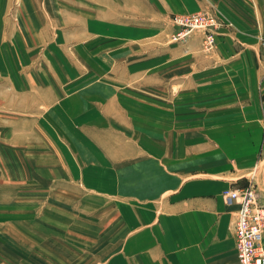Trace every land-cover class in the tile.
Instances as JSON below:
<instances>
[{"label": "crops", "instance_id": "crops-1", "mask_svg": "<svg viewBox=\"0 0 264 264\" xmlns=\"http://www.w3.org/2000/svg\"><path fill=\"white\" fill-rule=\"evenodd\" d=\"M113 1L122 6L119 14L126 13V4L136 5L131 12L144 19L120 16L123 25H138L129 37L137 40L121 45L137 48L126 47L124 54L132 57L120 63L126 71L123 84L134 90L118 97L100 94L98 101L104 99L106 108L87 109L92 113L74 119H85L76 130L87 141L81 145L89 155L68 145L70 159L62 143L50 142L57 150V167L47 169L42 182L60 177L58 196L82 197L83 189L88 191L95 200L91 218L99 223L106 217L109 231L115 224L121 229L123 264H237L232 233L237 204L226 203L221 191L251 179L264 203V47L259 39L264 36V0H218L233 30L221 29L212 55H201L196 36L182 48L151 45L152 57L145 56L147 37L137 38L147 35L145 21L184 8L185 0H168L170 7H155V0ZM97 2L100 12H91L80 28L114 38L110 21L117 20L111 17L118 10L111 0ZM34 5V0H0V83L3 74L16 70L19 39L50 37L48 20ZM12 7L15 21L8 13ZM118 53L111 51V57ZM59 113L62 133L71 118ZM261 241L264 248V228ZM9 244L19 246L12 236ZM8 259L18 264L14 253Z\"/></svg>", "mask_w": 264, "mask_h": 264}, {"label": "rangeland", "instance_id": "rangeland-1", "mask_svg": "<svg viewBox=\"0 0 264 264\" xmlns=\"http://www.w3.org/2000/svg\"><path fill=\"white\" fill-rule=\"evenodd\" d=\"M111 1L114 11L118 10L111 17L117 20L110 21V26L114 28H110V32L116 33L114 38L109 35L105 37L100 31L97 33L98 30L91 35L80 28L85 26V18L91 12H100L102 4L97 0H34L35 12L43 14L48 20L50 37L19 39L22 46H18L16 53V70L12 71V75H2L6 79L0 83L1 264H16L8 259L13 253L18 264H123L121 229L115 224L109 231L111 227L107 229L106 217H100L99 223L96 217L91 218L95 200L88 195V191L83 189L82 197L58 196L56 186L60 177L51 176L48 184L42 182L47 169L51 171L57 167L54 157L57 150L50 142L62 143L70 159L73 154L68 145L79 155L81 151L89 155L81 145L85 139L76 130L79 121L85 119H74L92 113L87 109L106 108L104 99L98 101L100 94L114 92L118 97L125 95V90H134L133 85L123 84L122 77L126 71L120 63L132 57L124 54L126 47L137 48L121 45L128 39L137 40L129 37L138 25H123L120 16L127 15L126 18L133 21L144 19H141L142 14L131 12V9L137 8L136 5L130 8V4L121 0L122 4H126L127 11L119 14L121 4ZM167 1L155 0V7H170ZM191 1V8L190 1L185 0L182 9L162 11L157 13L156 19L147 18V35L143 32L142 36L137 37H147L145 56L152 57L151 45L182 48L187 39L196 36L200 38L201 55L210 56L215 51V38L221 29L228 32L233 30V23L224 19L220 11L218 0ZM14 10L15 7H12L8 11L13 21L16 20ZM192 13H203L212 18L208 21H215L214 45L207 52L201 49L202 31L197 30L181 41L171 40V35L177 30L178 15ZM98 26L102 27L100 24ZM159 37H162V41ZM259 39L264 47L263 34ZM129 43L137 46L136 42ZM113 50L119 52L114 58L111 57ZM52 85L60 90L59 97L53 94ZM86 89H90V92ZM59 110L66 111L65 116L71 118L66 119L62 133L58 129ZM44 129L47 134H44ZM47 159H50L47 162L49 165L43 163ZM70 184L73 188L74 184ZM247 184L256 189L260 199L261 191L251 179L240 187ZM43 190L46 194H43ZM54 190L57 192L55 195ZM59 192L63 194L64 190L59 189ZM5 222L14 223L12 225L16 228L7 227ZM106 232L110 235L106 236ZM11 236L17 238L19 246H10ZM27 241L33 244L26 245Z\"/></svg>", "mask_w": 264, "mask_h": 264}, {"label": "built area", "instance_id": "built-area-1", "mask_svg": "<svg viewBox=\"0 0 264 264\" xmlns=\"http://www.w3.org/2000/svg\"><path fill=\"white\" fill-rule=\"evenodd\" d=\"M203 13L178 15L177 30L171 40L181 41L195 31H202L201 49L209 51L214 45L215 21ZM226 203L235 202L232 233L237 264H264V248L261 235L264 228V204L256 189L250 185L228 188L222 191Z\"/></svg>", "mask_w": 264, "mask_h": 264}]
</instances>
